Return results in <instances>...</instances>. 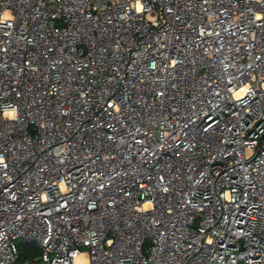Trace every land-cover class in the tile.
Instances as JSON below:
<instances>
[{
    "label": "built area",
    "instance_id": "obj_1",
    "mask_svg": "<svg viewBox=\"0 0 264 264\" xmlns=\"http://www.w3.org/2000/svg\"><path fill=\"white\" fill-rule=\"evenodd\" d=\"M0 264H264V0H0Z\"/></svg>",
    "mask_w": 264,
    "mask_h": 264
},
{
    "label": "trees",
    "instance_id": "obj_2",
    "mask_svg": "<svg viewBox=\"0 0 264 264\" xmlns=\"http://www.w3.org/2000/svg\"><path fill=\"white\" fill-rule=\"evenodd\" d=\"M19 262H25L32 259L36 255L35 248L24 242L18 243Z\"/></svg>",
    "mask_w": 264,
    "mask_h": 264
},
{
    "label": "rangeland",
    "instance_id": "obj_3",
    "mask_svg": "<svg viewBox=\"0 0 264 264\" xmlns=\"http://www.w3.org/2000/svg\"><path fill=\"white\" fill-rule=\"evenodd\" d=\"M20 242H21V241H20ZM18 243H19V242H18ZM18 243H17V244H18ZM30 245H31L32 247H34L33 244L29 243V246H30Z\"/></svg>",
    "mask_w": 264,
    "mask_h": 264
}]
</instances>
